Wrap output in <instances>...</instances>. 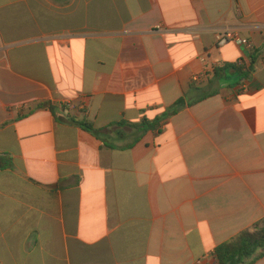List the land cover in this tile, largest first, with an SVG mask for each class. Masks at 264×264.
Wrapping results in <instances>:
<instances>
[{
	"label": "crops",
	"instance_id": "0c3cea01",
	"mask_svg": "<svg viewBox=\"0 0 264 264\" xmlns=\"http://www.w3.org/2000/svg\"><path fill=\"white\" fill-rule=\"evenodd\" d=\"M263 55L264 0H0V264H218L264 222Z\"/></svg>",
	"mask_w": 264,
	"mask_h": 264
},
{
	"label": "trees",
	"instance_id": "16d2710c",
	"mask_svg": "<svg viewBox=\"0 0 264 264\" xmlns=\"http://www.w3.org/2000/svg\"><path fill=\"white\" fill-rule=\"evenodd\" d=\"M239 71L242 75L247 76L250 69L241 68ZM213 93L205 94L197 101L204 100ZM196 103V102H194ZM194 103H188L185 97L178 100L168 111L163 115L162 119L176 115L187 106ZM147 124V123H146ZM80 125L89 132L99 136V131L88 122H81ZM154 125L149 124L145 130L152 128ZM214 256L218 264H256L264 258V222L256 225L254 230H245L219 245L214 252Z\"/></svg>",
	"mask_w": 264,
	"mask_h": 264
},
{
	"label": "built area",
	"instance_id": "2783aa9c",
	"mask_svg": "<svg viewBox=\"0 0 264 264\" xmlns=\"http://www.w3.org/2000/svg\"><path fill=\"white\" fill-rule=\"evenodd\" d=\"M215 39L218 46H224L227 45L228 43H234L237 46L243 47L247 50L253 49V45L251 41L245 38L244 36H242V34L237 30L227 29V30L219 31L215 34ZM261 59L262 62L264 63V55L261 57ZM200 60L204 64V71L201 74H197L193 76L192 80L195 83H198L203 78L207 77V75H209L208 73L210 72L209 70L212 67L209 63L208 55H203L200 58Z\"/></svg>",
	"mask_w": 264,
	"mask_h": 264
}]
</instances>
